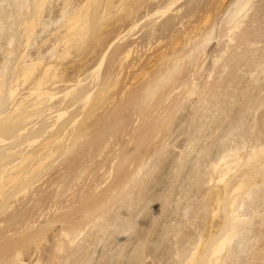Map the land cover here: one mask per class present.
Instances as JSON below:
<instances>
[{
    "label": "bare ground",
    "instance_id": "1",
    "mask_svg": "<svg viewBox=\"0 0 264 264\" xmlns=\"http://www.w3.org/2000/svg\"><path fill=\"white\" fill-rule=\"evenodd\" d=\"M104 1L105 0H0V264H91L93 263L92 260L93 261L95 260L94 258L92 259V255H94L95 252H97V251L94 252L93 250L98 249V247L102 245H103L102 247L104 246L106 247V255L110 254L109 258H111L110 260H106V261L108 263L112 262L113 261L112 259H114V256L116 254L117 255L121 254L120 251H122L121 249L122 246H124L128 251H129L128 249L129 247L130 250L133 248L134 240H136L135 238L138 236L137 233H139L140 227L142 228L143 224L146 221L148 227L150 224L149 221L150 220L152 221L151 214L150 216H148L150 220H148L149 219L148 218L145 221V218L142 217L144 212H146V209L148 210L152 209L151 205H153V203L150 206L149 204L152 201H154L153 196L155 195L156 191L154 189V194L152 193L150 195L151 193L150 189L152 187V184L155 183L154 181L156 180L155 177L158 179L159 182L160 181L163 182L164 180L162 179H165L166 177H163L165 173L161 171H166V172L170 171L173 173L172 170L173 168H175L174 169L175 174L179 175V172L181 171L182 168L181 165L185 163H186L185 164L186 167H189L188 168L189 172L191 169L194 170L193 172L197 170L204 172V174H202V176L204 175L203 177L199 175L201 177V182L202 181L204 182L205 180L202 179L205 178L206 179L205 183L210 182L211 185L213 184L214 188H216V191L214 192L208 190L207 193H205L206 192L205 191L203 192L204 194H201L202 191L205 190L204 188L207 187L204 188L201 187L202 189L201 191V189H199L201 183L200 177H197L198 172L197 175L196 174L194 175L195 178L197 177V181L200 182L199 183L196 181L197 182L196 185L197 184L198 185L197 186L194 185L195 189L198 188L201 191L200 192L199 190H197L199 191V195L201 194L204 197L205 196L207 197V199H204V201L205 200L207 201L206 206L209 210L204 212L203 211L204 209L203 210L201 209L202 206L200 207L197 206V204L200 205V203H196L198 202V200L196 202L194 199L193 201H190L194 197L191 198V195L190 196L188 195V197L186 195L185 199L188 200L187 202L190 201L191 207L195 209L193 211L191 210L192 214L194 212L193 215L196 216L195 218V216L193 217L192 215V218H190L191 220L189 221H192L193 218H195L196 221L200 220L205 215V217H203V219L205 218L204 219L205 222L202 219L204 222V223L202 222L203 225L201 223L202 221L201 220L200 223L202 226L200 225L196 228V231L198 233H197V237L195 235L196 241L193 240V242L195 243L192 246L191 244H189L190 240L188 242L187 240L186 241L183 240L185 242H183L184 244L181 245L180 241L176 239L178 243H180L177 244V241L174 239L176 241L174 242L176 246L177 245H179V247L180 245L182 246V248L180 247V249H182L184 254L181 252L180 249L177 250L176 248L177 250L176 255L178 257L173 253L174 257H172V260H174L173 258L177 257L175 259L176 264H264V141H257L256 143H253V145H248L246 141H243L236 136L238 135V133L243 132V131L240 132L238 131L241 129V126L243 128L245 127L244 115H246L245 112L247 110L243 109L241 106V108L243 109L242 112L244 114L242 116V113L240 114L239 110L237 109L240 106L237 105L238 107L236 108L235 107L236 105H234L236 104L234 103V98H237L238 95H241L242 93L245 94L246 92L245 88L247 86L245 87L244 85L245 84L247 85L246 82H248L249 80L245 81V83H242L244 84L243 86H241V83H239V85H237L240 86L239 89L235 85L233 86V89L234 87L237 88L236 93H234L235 97L233 99L231 98L233 96V95L231 96V93H233L231 91L233 89L228 84H231L230 82L233 83L234 81H230V82L228 81V84H226L227 83L226 81L225 83L223 81L224 85L226 84L230 87V89H232L231 91L229 90V93L231 92L229 95L231 96L230 100L232 99L234 103L233 104L234 106L231 104L232 105L231 108L232 109L236 108L238 110L241 119H238L239 114L237 112L236 113L238 114L237 115L238 117L235 115L236 113L234 114L235 116L233 114L232 115L230 114L232 111L231 108H230L231 109L230 113L228 112L229 107L225 109L226 111L223 112H228L227 116L231 115L230 116L231 118L233 116V118L236 117L238 120L235 118L236 120L234 119L235 122L232 124L233 126L231 128L228 127L230 129L225 131L223 129V131L220 132V136L219 134L216 133L219 137L216 136V138H214L212 141L209 140L210 137H206V139H208L207 141L208 142L211 141L212 145L210 144L207 147L206 145L208 143L205 145L206 142L204 141L205 142L204 143L202 141L206 146L203 147L202 145L203 143L201 141L199 142V140H201L200 138L202 137H199L198 139L197 136L195 137L194 134V137L190 138V140L189 138H187L189 141L187 142V145H186L187 139L185 140L184 143L185 149H183L182 152L180 149V152L183 155V157L181 156L182 160L177 158L178 155L177 153H176L177 155H173L171 150L166 149L168 146H165L166 143L167 142L169 143V141L171 140L170 138L172 135H174L173 133L177 132V129H175V131L173 132L171 126L174 127L175 125V127L178 126L180 129H182L181 132L180 130L178 131L181 133V134L179 133V135H182L184 126H185L184 128L188 126L187 129H189L193 126V123H195V122L191 123L190 121H188L189 119H192V117L190 118V116L188 117V120L186 119L187 114L192 111L188 108H192L194 105L196 104L199 105L201 103L200 104L201 106L200 105L198 106L201 108L200 109L196 108V110L198 109L201 111V112L199 111V114L198 111L197 114H195L196 112L195 110L194 113L191 112L192 113L191 115H194L193 118L198 117L196 122L200 121L199 124L197 123H195L197 125L194 124L195 128L196 126H200V123L210 116L209 113H211V109L209 106L210 103L214 101L215 95L212 99L211 98L212 95L208 92L211 95L208 98L206 96L209 95H207L208 93L206 91H208L210 88L214 89L215 91L217 86L214 88L213 87H210L209 89L207 88L208 90H206L205 87L203 88L204 85L202 86L205 80L204 81L202 80L203 83L200 84L202 86L200 88L205 90V93L204 92L201 93L204 100L202 101V99H200V102L196 101L198 103H194V105L193 104L191 105L190 103L195 102L196 99L199 100L198 97L196 96L199 95L198 90L200 89L197 88L199 87L198 81L200 83V79L201 78L204 79L205 75L201 71L193 70L192 71L193 74L194 71L198 73L201 72L200 74H203V77H201L202 75L199 74V79L198 80L194 79L195 77H197L196 76L197 73L193 75L194 76L193 79L190 78L189 76L188 77L189 84L192 83V85L190 84V86L187 85L188 80L185 79V81L187 82H184V80L181 79V75L183 77V73L187 71L186 70L187 64H190L191 66V64L195 62V60L196 63H198L197 57H199V54H202V52L205 51L206 46L208 44L210 45V42H212L214 39L217 38V31H216V27L218 25L217 22H220L222 19L219 21L218 18H220V16L217 17L216 15L217 12L215 13L213 12L214 10L218 9L214 6L218 4L219 0H216L215 2L213 0L209 1L211 2L210 5L207 3L209 6L207 5L205 9H203L205 6L202 8L204 14L202 12L201 14H203V16L201 14L200 16H198V13H196L198 10L201 9V7L199 6L197 7L198 9L196 8L195 13H191L190 11L191 14L189 17H187L188 19L191 17L190 18L191 21L187 19L188 23L190 22L189 25H186L184 22L185 24L184 28L182 27V30L180 31L175 30L176 35L172 37H170L171 34L170 36H168L166 34V31L169 30L170 32L171 31L173 32L175 27L174 28L173 26L169 28L165 27V29H163V31L160 30L159 33L156 27L160 22H164V21L168 22L167 19L178 20V18H180L178 14H173L176 13L175 12L176 9L174 7L180 0H163L162 2L160 1L157 2L156 0H116V3H114L113 5L115 6L116 9L115 11L116 15L119 17L117 23L119 24V30H120V32L117 33L116 36L117 43L113 46V49L110 51L108 55L103 53L99 57L97 63L98 69H100L104 64L106 66V64L108 63L109 65L107 69L106 67L105 69L103 68L104 72L102 73L101 76L100 74H98L97 76H93V73H91L92 69L90 70V73L87 69L88 63L77 64L78 61L76 60V58L71 57L72 55L71 50L73 48L75 49V46H78L79 44L87 45V42L89 41L90 36L92 35V32L94 30L99 29L100 22L102 23V18H104V16L107 15V14H103L104 13L103 10L106 9L109 11L110 4L113 3V2L110 3L109 2L110 0H107L108 3L105 1L107 4H104ZM152 1H155L157 3L154 4L152 3ZM225 1H226L225 3H222L223 5L221 4L223 6V10H222V6L219 4L221 12L218 13L222 14V16L226 15L227 17V20L222 17L223 19L226 20L225 25H227L228 27V29L226 30L227 34L222 32L221 33L222 36L225 35L224 37L228 36L226 37V40L228 38L229 41L227 40L225 42L230 43L231 41L232 44L234 43L233 46L229 44V46L231 45L230 47L227 45V43L226 45L224 44L226 46V51H228L230 54L232 50V55H229V53L227 52L221 53L223 52L222 50L225 51V49H222L225 48L223 47L224 45H221L222 48H218V51L219 49L220 50L222 49L219 53L214 55V50H213L214 57L211 58V63H209V65L213 64L214 62H215L214 63L215 66L216 63L217 65H220L221 63L224 62L223 61L224 55H228L229 58H231L230 56L233 57L234 54L233 47L235 45L236 46L235 49H236L238 43L240 42V39L239 40L236 39L237 37L242 36L241 40H244L243 43L244 44L246 43L247 45V42H245L246 40L243 37L245 35H247L246 37H249L250 34L248 35V33L244 32L247 30L243 29L244 30L243 31L244 36H243L240 35L242 34L240 33L241 30L239 34L237 33V30L240 28V26H242L243 28L244 25H241L243 23L245 25L247 23L246 27H248V25L253 23L251 22L252 19L250 18V16L253 12L252 10L257 9L256 8L257 5L254 6V4H256L255 0H225ZM197 2H199V0ZM200 4L202 3L200 2ZM108 6L109 8L107 9ZM183 6L182 8H180L181 7L180 6L179 7L180 9L178 8L179 9L177 11L178 13L179 11L182 12ZM59 7H60L59 9L60 12H58L59 17L54 16L55 18H52L51 14H53L54 9H57ZM190 9L192 8H189V10ZM220 9L218 10L220 11ZM111 10L109 12L112 13ZM212 13L216 15L217 21L212 20L213 17ZM247 17L250 18L251 20L248 19ZM213 18L215 19V16ZM107 19L105 20L107 21ZM245 20L246 21L250 20L248 21L249 24ZM223 21L224 20H222V22ZM180 22L182 21L180 20ZM54 23L57 24L56 27L50 29L51 28L50 26L52 24H53L52 27H54L55 25ZM177 25L179 27V23ZM263 25L264 23H262L261 26ZM105 26L104 29L107 27ZM145 27H151V29H148V31L146 32V37H144L146 38V40L144 41L145 45L144 47L141 46V50L143 49L145 50L141 54L140 53L141 51H139L140 44L138 45V43L140 42L136 44L137 38L135 37ZM263 27H261V29ZM126 28H128L129 31L128 30L126 31ZM217 28H219V25ZM248 28L249 31L254 30L253 28L251 29L250 27ZM256 28L255 30L259 29L260 26L259 28L257 29ZM104 29L102 27V29L100 30H104ZM259 30H257V32ZM263 30L264 29H262L260 33H262ZM125 31L128 33L123 34ZM257 32L254 33L256 34V36H257ZM43 33L49 34V36L54 37V39L51 40L50 37L42 39L43 35H45ZM236 33L239 36L235 35ZM252 33L253 31L251 32V34ZM220 34H218V37L220 36ZM111 35L113 34L111 33ZM38 37H40L43 40L44 47L47 45L48 42L50 41L51 42L54 41V42H52V45L47 50V52L46 51L43 52L41 51L42 48L41 49L39 48L40 50L34 52L33 54L31 53V50H34V48L36 47L37 44L35 43V41L36 38ZM102 37L100 38L102 39ZM253 39H257V38H253ZM95 40L98 44H100L99 40L97 39ZM237 41L239 42L236 43ZM253 41L254 40H252L251 42ZM240 43L242 44V41ZM249 44L250 43H248V47ZM252 44L250 45L251 46L250 48H252V46L255 45ZM40 46H42V44L41 45L39 44L38 47ZM227 46L229 47L230 50L227 49L228 48ZM109 47L110 46H108V48ZM255 47H253L255 50L259 49ZM83 48L85 49V47ZM77 50L79 49L77 48ZM259 50L258 52L260 54H263ZM247 51L251 52L250 50ZM258 52L256 51L257 53L256 56H255L256 53L254 51L251 52L252 54L255 53L254 55L251 54L252 56H248L247 55L248 53L246 54L243 51L241 54L243 56L247 55L246 56L248 60L247 62H249L250 64H251L250 60L252 62L254 61L252 64L253 67H255V69L250 72V78H252V80L254 79L257 83L258 82L261 84L263 83L264 85V59L258 60L257 58L259 57ZM206 53L204 56L207 55ZM79 54L80 53H78L77 55L79 57L77 59H80ZM241 54L240 57H242V59L241 58L240 59L245 60L246 59L245 56L244 59ZM208 55L210 56V54ZM228 57L224 58V60L227 59L226 62L227 61L229 62ZM248 57H252V58H250L249 60ZM70 58H72L73 60ZM203 58H201V60ZM214 58L215 61L213 62L212 60ZM232 59L234 58H231L230 60ZM239 60L236 61H238L239 63ZM204 61L206 60L203 59L201 62H199L200 64L198 67L204 68L205 70L204 73H207L206 75L210 76L211 73H213V71L211 70L207 71L208 69H210V67L209 65L204 67L202 65V63H205ZM228 62L226 63V65L229 64ZM232 62L234 63L235 59ZM196 63L194 64L196 65ZM238 63L236 64V66L238 65ZM205 64H207V62ZM224 65L225 64L223 63V66ZM233 65L235 64H232L231 66ZM215 66L213 67L212 65V68H216L217 70L220 68V66H222V64L219 66V68H217L218 66L216 67ZM231 66L229 65L227 67H229L231 70L232 69ZM236 66L234 70L232 69L233 71L229 73L232 75V73L234 72L236 78L239 79L240 77L238 76H240V72H236V68L239 67ZM222 67L220 68V70H224V67L223 68ZM199 68H197V70H199ZM228 69H225V71L226 70L229 71ZM190 70L191 69L189 68V71ZM208 72L210 75L208 74ZM235 72L239 75L237 76ZM218 73L220 72L218 71ZM234 74L232 75V77L234 76ZM227 76L228 74H226L225 79H227ZM207 78L209 77H206V81L208 82L209 80H207ZM228 78L229 80H231L229 76ZM236 78H234V80L237 81ZM191 79L194 81L191 82L192 81ZM222 79L221 78L215 79V81L217 80L216 83H219L218 80L220 81ZM245 80H247V78ZM241 81L243 82L244 78H241ZM207 82H206L207 86H212L210 85V82L209 84ZM212 82L214 83V81ZM249 82L254 83V81L252 82L249 81ZM221 83L222 82H220L219 84ZM234 84H238V82ZM224 85L222 86L225 89V87L227 86ZM255 85L254 87H256ZM222 86H218V87L222 88ZM241 87L243 88L245 87L244 88L245 92H243L244 89L241 90ZM262 87L263 86L260 85V87L254 90L258 92V89L260 88L259 90H261ZM183 88L184 90H182ZM177 89H180L184 92L182 93V91L180 92L178 91L179 96L178 99H176V101L178 102V100H180L179 97L180 94L182 93L181 95L183 96L179 101L181 105L179 103L178 104L174 103V104L177 105L176 107H178V105H180L181 107L179 106L178 108L179 110L174 109L173 113L175 111H176L175 113L177 112L179 113V111L181 110L184 111L185 109L186 110L184 111V113L188 111L189 112L187 114H182L180 112L179 116L177 117L174 115L177 120L176 121L174 120L172 123H170L172 121L171 119L169 122L171 126L167 128L168 126L167 122L169 120L168 119L169 117L166 118L167 115L166 112L169 113L170 111L171 114L172 112L171 110H173V108L170 107L175 106L172 104L173 102L170 101V99L171 97L173 98V96H171V93L172 92L175 93ZM238 90L240 91V93L237 94V92H239ZM216 91L221 92L222 90L219 89ZM223 91L228 93V91L226 90ZM221 93L220 95H218V100L220 99L219 97L223 96V94L221 95ZM205 94L206 96H204ZM248 94L250 95V93ZM251 94L252 96L253 95L256 96V93L253 94L252 92ZM259 94L260 93H257V96ZM245 95H242V99H244L243 96ZM192 97H196L195 100L194 98H193L194 101L190 99V101L192 102L186 104L189 101L188 98H192ZM210 98H211V102L209 103ZM240 98L241 97H239L238 99ZM262 98L264 100V96ZM226 99H227L226 101H228V98ZM238 99L237 101L235 99V101L240 103L241 101H238ZM246 99H248V101L244 99V104L246 103L245 105H248L250 102L257 101V100L256 101L253 100L252 97ZM249 99H252L253 101ZM257 99L259 101L261 98L257 97ZM222 102L224 101L222 100ZM231 102L230 101L226 102V105H229L227 103H231ZM215 103L216 104L214 105L218 107L217 100H215ZM256 103H255V110H256L255 112H257L258 114V112H260L259 109H261L264 106V103H262L261 101L258 102L257 104ZM186 105H191L192 107L190 106L187 108ZM221 105L222 104H220V106ZM226 105H224V108H226ZM168 107L170 109L169 111H166L168 110L167 109ZM220 108L222 109L223 106ZM213 109L215 110V107ZM218 109L216 110L218 111ZM217 111L216 113L218 114ZM220 112H222V110ZM251 112H249L250 114L249 116L253 117L251 115ZM216 113L213 116H215ZM222 115L219 116L221 117ZM263 115L264 114H262V116ZM167 116H169V114ZM227 116L225 115L224 117L223 115V118L225 119ZM229 116L227 118H229ZM249 116L247 113V117ZM254 116L255 118L257 117V115L255 114ZM211 118H213L212 120H214V122L217 119L216 117H215L216 119L214 117ZM233 118L230 119V122L233 120ZM185 119L186 122L188 121V123H186L187 126L184 124ZM220 119L221 118H219L218 123L224 121V119L223 121L222 119L221 120ZM206 120L207 122H209L208 124L210 126V123L212 122L211 119L209 120L208 118ZM151 121L153 122V125L151 124L152 123ZM263 121L264 120H262L261 122L262 125H264ZM207 122L205 121V125H203L201 128L207 126L208 125ZM214 122H212V124ZM230 122H228V124ZM218 123L215 122L214 125H217ZM251 123L255 124L254 122ZM261 123L260 124L256 123V124L261 125ZM188 124L190 125L192 124V126L189 127L190 125ZM131 126H134L135 128V129L133 128L134 129L133 131L132 128L131 130H129L130 133L133 135H131L129 132L127 133L128 131L127 128L128 127L130 128ZM209 126L205 127L206 130L209 128ZM211 126L209 128L210 130H208L209 134L210 131L212 130ZM229 126L231 125L229 124ZM218 127H220V125ZM225 127L226 126L224 125V128ZM262 129L264 130V128ZM137 130H139V135H141V133L144 134L143 136L142 135L140 136L141 138L138 135V139L140 138L139 141H137L138 139L136 135H134L136 133H133L134 131L136 132ZM191 130H193V128H191ZM197 130L198 129H196V131L194 132L197 133ZM201 130L203 131L204 128L200 129L199 127V131ZM206 130H204V132ZM249 130L251 129L248 128V131ZM257 130L259 131L260 129ZM186 131L187 130H185V132ZM248 131L245 130V132L247 133ZM187 133L189 135L191 132L189 133L188 131ZM205 133L208 136V133L207 132ZM205 133L204 135L203 134L202 135L206 136ZM253 133L254 134L256 133V135L259 134L257 131ZM119 135L122 136L120 137ZM250 135L251 133L249 134V136ZM123 136L129 138V140H125V142L128 141L127 142L128 147L127 148L124 147L125 150L122 147L124 151V153L122 152L123 156L119 155L120 153L117 154L116 152L117 149L113 151L114 153L111 154L115 146L116 147L119 146L120 142L117 140V137L122 138ZM184 136L186 138V135ZM249 136L247 135L248 138H250ZM124 137L123 139H126ZM213 137H215L214 133H213ZM158 140H162L164 144L162 143V141L159 142ZM202 140H205V138L204 139L202 138ZM133 141H137L136 144L137 146ZM157 141L159 145L156 143ZM176 141H178V139ZM182 141L184 140L179 141L181 142V144H177L178 146L180 145V148L182 146L184 147V145H182L183 144ZM131 142H133L134 145ZM138 142H139V146H138ZM172 143L174 142L172 141ZM199 143H202L201 144L202 146L200 145L199 146L204 149L203 150L201 148L202 151H205L202 153L203 155L205 154V157L207 158V160L204 161L205 163H203V165L201 166H197L198 164H196L193 160H191L192 153L196 152V148ZM155 144H157L158 146H160V144H163L164 145L163 149L165 150L161 149L158 152L157 146H155ZM112 146H114V148ZM178 146H176V148ZM111 147L113 148L112 150H110ZM247 148L249 149L251 148V149L249 151L247 150V155L246 153H244L246 156H243L244 154L242 153V150L245 149L246 151ZM107 150L108 151L110 150L111 152H108L110 153V156L107 155L106 157L109 158L111 157V155L113 156L114 154L115 157L113 156L112 158H114L115 160L114 159L112 160L117 161V164L115 162V166H114V164H112L113 161H110L111 163L106 162V164L110 163L108 164L110 165L109 167L105 165L108 167V170L107 167L105 170L104 166H101V168L103 167L101 170L108 171L110 174L111 169L109 170V168L111 166H114V168L111 167L113 169L112 176L114 175L115 172L117 174H115L112 179L116 178V175H119L120 179H118L117 177L115 181L111 180V182H109L110 186L106 185L105 187L106 190L100 191L102 185L104 183H107V181H105L106 180L105 177H103V180L105 181L104 183L102 180V176L104 175L105 172L102 174V176H99L101 177L100 182L102 180V184L100 185L98 179H97L98 182L95 183V180L94 179L92 180L89 177L92 174V171L91 173H89L88 170L98 169L97 167L92 169L90 168L91 167L90 165L94 164V162L97 161L96 160L97 157L101 159L102 156H105L104 154H106ZM121 150L118 149V151L120 152ZM215 150L217 151V153L215 152ZM153 151H155L158 154L159 163L157 165L156 164L154 165L152 162V164L156 166V168L158 169V171H160V173L156 171V168L154 170L157 172V175L156 173H154L155 172L154 170L152 171V174L150 172L149 176L151 175L150 177L154 178L153 181L151 180L153 182L152 183L150 179L147 177L148 173H146L145 175L146 178L144 177V179H142L141 177H143V172L144 170H146L145 168L150 163V160H147L151 158V156L149 157V154L152 155L151 152ZM117 158L118 160L121 161V162L119 161L120 163L118 162V160H116ZM176 158L178 159V161ZM102 159L106 160V158H102ZM72 160H74V163ZM105 160L103 161L102 165H104ZM132 160L133 161L137 160V162L135 161L137 163V164L135 163L137 167L135 169L133 168L134 170L131 169L132 165H135L133 164ZM173 164L174 166L172 167ZM100 165L97 166L99 167ZM163 166H166V168H164ZM162 167L164 168V170L162 169ZM194 167H196V169H194ZM153 168H151V170ZM99 170L100 169H98V172ZM192 170L191 173H188L189 176L193 174ZM94 171L96 170H93V174L95 173ZM96 174H98L97 171ZM106 174L107 173H105V176ZM109 174L108 176L111 175ZM185 174L188 175L187 173H184L183 175ZM165 175L167 176V174ZM168 175L171 176L172 174H168ZM186 175H185L186 181L187 179L195 180L193 175H192L193 176L192 179ZM112 176H110V178ZM173 176L174 175H172V178L170 177L172 180H174L175 178ZM91 177L93 178L94 175ZM176 177H177L176 179H179L178 176ZM110 178L108 177V179ZM182 178L183 177H181L180 180H183ZM146 179L149 181V183L146 181ZM184 181L185 180H183L182 183ZM112 182H115V184L113 183V185H111ZM116 182L118 183L116 184ZM165 182L167 183V181ZM145 183L146 184L148 183L149 187L151 184L150 189L148 190L146 189L147 185H145ZM157 183H155L153 187L155 186L156 188V185L159 184ZM169 183L171 184V182ZM205 183H203L202 185L204 186ZM163 184L165 183H162V186ZM173 184L175 183L172 182L171 185ZM190 184H195V183L193 181ZM178 185H180V183H178ZM86 186L88 187V189H86L85 191L84 187ZM205 186H207V184ZM136 187H138V191L134 189ZM166 187L168 188L167 185ZM169 187L172 186L169 185ZM161 188L162 187L160 186V189ZM211 188L213 187L211 186ZM103 189L104 188H102L101 190ZM160 189L158 187V190ZM187 189H189L188 192H190V188ZM87 190L89 191L87 192ZM134 190L137 192L138 195L137 197H139L142 194L141 196L142 198L140 197L137 198L135 196L136 193L134 192ZM146 190L150 192V193L146 192V194L150 195V197L149 196L145 197L143 195L145 193H141V192H145ZM177 192L172 191L170 192V195L172 193H177ZM160 193H162V191L159 192V194ZM182 193H181V197L177 195L178 198H180V200L177 198L178 201L180 202L185 197L182 196ZM178 194H180V191L178 192ZM173 195L176 198V194H172L171 195L172 199L174 197ZM135 197L136 200L138 199L142 200V201L139 200L138 202L145 201L143 202L145 203V206L143 207L145 211L143 212V214H141L140 212L139 214L141 216L138 214L137 217L131 216L129 213L131 203L134 202ZM199 197L202 198L201 196ZM160 198L162 199V196L159 197V199ZM177 199H176V203L178 202ZM165 200L166 199H164V202ZM168 201L170 200L168 199ZM173 201H175V199ZM172 202L170 205H172ZM191 202H193L194 204ZM159 208H162V210H164L165 205L164 207L161 206ZM159 208L157 207L158 210ZM166 208L169 209V207ZM173 208L175 207L173 206ZM118 209L121 211L118 212L117 211ZM185 209H187V207H185L182 210H184L185 212ZM196 209L197 210L199 209V211H197L199 212L198 217H197L198 215L197 212H195ZM158 210H156L155 212L157 213ZM189 210L190 208L188 209V211ZM200 210L204 213V214L202 213L203 216H201L202 214L200 215ZM168 211L170 212V210H167L166 212ZM191 211H189L190 215H191ZM160 212H162L161 209ZM166 212L164 211L163 214L165 213L166 215ZM118 213L122 215L124 220L122 221L119 230V232L122 235H120L118 240L115 242V237L117 236L115 233L116 232L115 225H117V223H115V221H116V215ZM185 213L188 214L187 210ZM167 214L169 215V213ZM168 215L165 217L166 218L170 217V215L169 216ZM160 218L163 217L160 216ZM216 218L219 220L217 225L213 223V221H216L215 220ZM181 221L183 222L184 220ZM163 222L164 220L162 219L161 225L164 224ZM194 222L195 221L193 220V223ZM159 224L160 223H158L157 224L158 226L157 225L156 226L159 227ZM195 224L196 223H194V225ZM166 226L165 228L168 229L167 230L168 232L170 228L176 227L175 225L170 228H168L169 226L168 227ZM178 226L179 227L181 226L180 228H182L183 230L182 232L179 231L176 234L175 233L176 230L175 232L173 231L174 229L170 230L171 232L173 231V233L176 234V235L174 234L175 238H177L178 233L184 234L186 233V231L187 232L190 231V229L185 230L186 227H183V225H178ZM189 226L191 228V225ZM153 227L154 226L150 228ZM91 228L93 229L92 230L93 232L91 231ZM145 229H146L145 231L148 230L147 228ZM154 231H156V229ZM162 231L164 232L165 230ZM191 232L192 231H190L189 234ZM157 233H159V230ZM144 234L146 235V232H144ZM161 234L163 233L161 232ZM169 234L171 233L166 232V235ZM191 235L194 236V234ZM146 236L145 237L141 236V237L145 239ZM165 236L164 238H166ZM180 236L181 235H179V237ZM182 237L186 238V236L183 235ZM152 239L154 238L152 237ZM152 239L151 238L150 240L147 239L148 240L147 242L149 243L150 241L152 243L156 241L155 239H154L155 241ZM104 241L105 244L107 242L108 245L100 244L101 242L104 243ZM125 243L127 244V246ZM148 243H146L147 245H144L145 249L147 250L145 249L141 250V252L144 251L147 252L146 258L147 256H149L148 255L150 252L149 250L151 248L157 247V244H155L156 247L155 245L151 247L148 245ZM174 243H172L173 245L171 246H174L175 245ZM187 244L190 245L191 248L189 246L183 250V246H187ZM128 245L130 246L128 247ZM136 246L137 245L135 244L134 247ZM91 247H94V249ZM90 248L92 249L91 252L89 250ZM159 248L160 247H157L156 251ZM136 249L134 248L133 251L132 250L131 251L134 252V250L136 251ZM152 250H153L152 252L155 251V249ZM173 250L175 251L174 248ZM104 252L105 251H103V253ZM78 253H80L79 257L77 255ZM142 254L143 255L141 256L144 257L145 252ZM158 255L160 256V253ZM182 255L185 256L183 257ZM101 256L102 254L98 256V258ZM93 257H95V255ZM126 257L127 258L125 259L127 260L128 256ZM136 257L137 256L135 255V258ZM154 257L153 259H155ZM159 258L160 257H158V259ZM99 259L98 261H100ZM158 259L157 262H159ZM98 261L95 262H97V264H100L103 261L105 264L104 260L100 261V263ZM174 261H172V264H174L173 263ZM139 262L140 261H138L137 263ZM169 262L167 264H169ZM154 263L156 264V261Z\"/></svg>",
    "mask_w": 264,
    "mask_h": 264
},
{
    "label": "rangeland",
    "instance_id": "2",
    "mask_svg": "<svg viewBox=\"0 0 264 264\" xmlns=\"http://www.w3.org/2000/svg\"><path fill=\"white\" fill-rule=\"evenodd\" d=\"M105 1L107 2V0H105ZM105 1H104V4H107L108 2L106 3ZM156 1H157V2H158V1L162 2L163 0H156ZM187 1H188V2H187ZM190 1H191V0H190ZM190 1H189V0H180V1H178V3H177V4L175 5V7H174V8L176 9V10H175L176 13H173V14H178V15L180 16V18H178V20H177V19H176V20H170V19H167L168 22H165V21H164V22H160V23H158V25H157V27H156V29L158 30V33L160 32V30L163 31V29H165V27H166V28H169V27L173 26V28H174V27L176 28V29L174 28V31H173V32H172V31L170 32L169 30H168V31L164 30V31H166V34H167L168 36H170V34H171L170 37L176 35V34H175L176 31H180V30H182V27L184 28V25H185V24H186V25H189L190 22L188 23V20H190L191 17H190L189 19H188L187 17H189L191 13H195V10H196V8H197L198 6L201 7V9L199 8L200 10H198L196 13H198V16H200L201 12L204 14V12L202 11V8L205 6V7L203 8V9H205L206 6H207L208 4L210 5V3H211V2H209V1H211V0H208V1H206V0H201V1H200V0H199V2H197L198 0H194V1H191V2H190ZM213 1L215 2L216 0H213ZM221 1H222V2H221ZM109 2H110V3L113 2V3L110 4V9H109V11H110L111 9H113V8H114V9H113L114 11L111 10V11H112V13H111V12H109L108 10L104 9L105 11L103 10V12H104L103 14H107V15H105L104 18H102V23L100 22L99 29H98V30H94V31L92 32V35L90 36V39H89V41L87 42V45H80V44L78 45V44H77L78 46H75V49H76V50H75L74 48H73L74 50H73V49L71 50V51H72V55H71V57H72V58H76V60L78 61L77 64L88 63L87 69H88L89 73H90V70L92 69V70H91V73H93V76H97L98 74H100V76H101L102 73L104 72L103 70L105 69V67H106V69H107V67H108V65H109L108 63L106 64V66H105V64H104L100 69H98V64H97V63H98L99 57H100L103 53H105V54H107V55L110 53V51L113 49V46L117 43V40H116L117 33L120 32V30H119V24L117 23V22H118L117 20L119 19V17L116 15V12H115L116 9H115V6L113 5L114 3H116V0H115V1H114V0H110ZM157 2L152 1V3H154V4L157 3ZM195 2H196V3H195ZM200 2H201L202 4H200ZM205 2H206V4H205ZM220 2H221V3H220ZM225 2H226L225 0H224V1H223V0H219V1H218V4H216L214 7L220 9L219 4L221 5L222 3H225ZM257 2H258V3H257ZM259 2H261V0H255V3H256V4H254V6L257 5L256 8H257V10L259 9V11H260V10H261V7H260V6H261V3H259ZM187 3H188V6L190 5L189 7L187 6ZM198 3H199L200 5H199ZM207 3H208V4H207ZM181 4H183L184 6L181 5ZM197 4H198V5H197ZM204 4H205V5H204ZM111 5H112V7H111ZM196 5H197V6H196ZM209 5H208V6H209ZM217 5H218V7H217ZM222 5H223V4H222ZM222 5H221V6H222ZM113 6H114V7H113ZM180 6H181V7H180ZM182 6H183L182 12L179 11V13H178L177 11H178L180 8H182ZM193 6H194L195 9L193 8ZM254 6H253V7H254ZM179 7H180V8H179ZM103 8H104V7H103ZM108 8H109V6L107 7V9H108ZM178 8H179V9H178ZM189 8H192L193 10H192V9L189 10ZM59 9H60V7L57 8V9H54L53 14H55V15L51 14V17H52V18H55L56 16L59 17V14H58V12H60ZM197 9H198V8H197ZM218 9H217V10H214L213 13L217 12V14H216L217 17L220 16V18H218V20L220 21V20L222 19V20H224V21L222 22V20H221L220 22H217V24L219 25V28H217L218 25H217V27H216L217 38L214 39L212 42H210V45H209V44L207 45L208 47L206 46L207 49L205 48V51H206V52L209 51V52L206 53L205 51H203V52H204V54H203V52H202L203 56H202V54H199V57H197V62H198V63H196V60H195V62H193V63L191 64V66H190V64H187V66H186V70H187V71H186V72H188V73L184 72V73H183V77H182V75H181V79H183L184 82H187V81H185V79L188 80V77H189V76H190V78L193 79V78H194L193 75H195V74L197 73L196 76H197L198 78L195 77L194 79H197V80H198V79H199V74H200L201 72H203V74L205 75V78H204V79L201 78V79H200V83H199V81H198V86H199V87H197V88H200V87H202V86L204 85L203 88L205 87V89L208 90L210 87H213V88H214V87L217 86L216 89H215V91H214V89H212V88H210L211 90L209 89L208 91H206L207 93L209 92L212 96H211L209 93H208V94L206 93V94L209 95V96H206V94L204 95V96H206V97H208V98L211 96L212 99H213V97H214V95H215V97H214V101L211 102V98H210L209 103L211 102V103L213 104V103H215V100H217V104H218L219 109H218L217 106H216L217 108L215 107V110L212 109V110H211V113H212V112H213V113H212V114L209 113L210 116H211V117H214V118H215V117L217 118L219 115H222V114L224 115V117H225V115L227 116L228 112L230 113V110L232 109L231 107H232V105H233L234 103H236V104H234V105H236V106H235L236 108L238 107L237 105L240 106V107L237 108V109L239 110L240 114L242 113V116H243L244 114H243L242 111H243V109L247 110L246 107H247L249 104H251V103H252V104H255L256 102L258 103V102H260V101H261L262 103H264V100H263V98H262L263 96H261V95H258V96H257V93H261V90H262V89L259 90V89H260V88H259V89H258V92L255 91L256 88L260 87V85H262V86H264V85H263V83L261 84V83H259V82H258V83L256 82V83H257V84H256V83L254 82V83L256 84V85H255V84L252 82V81H253L252 78H250V76L246 75V74L244 73V71H242V70H243L242 68H241V69H240V68H236V72H240V76H238L239 74H237V73L235 72V73L237 74V76L240 77V78H239L240 80H239L238 78H236V75L234 74V72L232 73V75L234 74L235 77H234V76L232 77V75H231L229 72H232V71L234 70L236 64L238 63V61H236V60H239L240 58L242 59V57H240V54L242 53V51L245 52L246 54L248 53V54H247L248 56H252V55H254V54L256 53V51L258 52V50L260 49L259 51H260L261 53H263L262 55H264V38H262V39L260 38V39H258V41H257V39H253V38H256V37H254V36H256V34H254V33H256L257 30L260 29V30L257 32V34H258V33H260V32L262 31V29H264V27H263L264 25L261 26L262 23H264V22H262V21H264V20H263L264 17H259L260 19L258 18V20H257L256 22H253V23H251V22H252V20L250 19L251 16H250V18L247 17L248 19L251 20V22H250L251 24L248 25V27H250V29H251V28L254 29V30H251V31H249V28L246 27V26H247V23H246V22H248V21H250V20H247V21L245 20V21H246V22H245L246 25H245L244 23L241 24V25H244L245 27L243 26V28H242V26H240V28L237 30V33L239 34V32H240V30H241L240 33H242V34H240V35H243L244 32L248 33V35L250 34L249 37H246L247 35H245V36L243 35V36H244L243 38L246 40L245 42H247V45H246V43H245V44L243 43L244 40H241L242 36H241V37H237V36H236V37H237L236 39H238V40L240 39V42L242 41V44H243V45H242L239 41H237L236 43L239 42L240 44L238 43V46H237L236 49H235V47H236L235 45H234V47H233V49H234V54H233V57H232V56H230V57H231V58H234V59H235V62L233 63L232 61H234V59L230 60L231 58H229L228 55H224V58H227V57L229 58V62L227 61L229 64L226 65V63H227L226 60H227V59L224 60V58H223V61H224L223 63H224L226 66L224 65V66H225V67H224V66H223V63H221V62H222V61H221L220 63H221L222 66L224 67V70H220V68L222 67V66H220L221 64H220V65H217V63H216V66H218L217 68H219V66H220V68L217 69V70L220 72V73H218V71L216 70V68H212V65H213V67L215 66V64H214V63H215V62H214V61H215V58L212 60L214 63L209 65V63H211V58L214 57V56H213V50H214V55L217 54V53H219L222 49H225V51L222 50L223 52H221V53H225V52L229 53L228 51H226V46H225L226 43H227L228 46H229V44H231L232 46H233V44H234V43L232 44L231 41H230V43H229V42H225V41L228 40V38H227V40H226V37H228V36H226V37H224L225 35L222 36V33H226V34H227L226 30L228 29V27H227V25H225V24H226L227 17H226L225 14H224L225 16H222V14L218 13V12H221V9H220V11H219ZM254 9H255V8H254ZM57 10H58V11H57ZM222 10H223V6H222ZM255 10H256V9H255ZM106 11L109 12V13H111L112 15L109 14V13H107ZM190 11H191V13H190ZM199 11H200V13H199ZM252 11H253V10H252ZM252 11H251V12H252ZM114 12H115V13H114ZM222 12H223V11H222ZM213 13H212V15H213V17L215 16V19L212 17V20L217 21V20H216L217 17H216V15H214ZM56 14H57V15H56ZM108 14H109L110 16H109ZM183 14H184V15H183ZM187 14H188V15H187ZM203 14H201V15L203 16ZM181 15H182V16H181ZM54 16H55V17H54ZM106 16H108V17H106ZM115 16H116V17H115ZM113 17H114V18H113ZM222 17L225 18L226 20L223 19ZM107 18H108V19H107ZM183 18H184V19H183ZM185 18H186V19H185ZM105 19H107V21H106ZM109 19H110V20H109ZM115 19H116V20H115ZM182 19H183V20H182ZM187 19H188V20H187ZM242 19H243V18H242ZM242 19H241V20H242ZM103 20H104V22H103ZM111 20H112V21H111ZM114 20H115V21H114ZM180 20H181L183 23L180 22ZM184 20H187V21H184ZM177 21H178V22H177ZM190 21H191V20H190ZM52 22H53V21H52ZM126 22H127V21H126ZM184 22H185V24H184ZM104 23H105V24H104ZM113 23H114V24H113ZM178 23H179V27H178V25H177ZM260 23H261V24H260ZM54 24H55L54 27H52V25H53V24H52V25L50 26V27H51L50 29L56 27L57 24H56V23H54ZM182 24H183V25H182ZM248 24H249V22H248ZM102 25H103V26H102ZM105 25H106L107 27H106ZM111 25H112V26H111ZM126 25H127V24H126ZM166 25H167V26H166ZM224 25H225V26H224ZM101 26L103 27V29H104V26H105L106 28H105L104 30H100V29H102ZM109 26H110V27H109ZM257 26H258V27H257ZM259 26H260V28H259ZM221 27H222V28H221ZM224 27H225V28H224ZM256 27L259 28V29H257ZM261 27H263V28L261 29ZM113 28H114V29H113ZM177 28H178L179 30H178ZM241 28H242V29H241ZM247 28H248V29H247ZM255 28H256L257 30H255ZM148 29H151V27H145V28H144L142 31H140V32L136 35V37H135V38H137V42H136V44H137L138 42H140V43H138V45L140 44L139 51H141V52H140L141 54H142V52H144V50H145V49H143V47H144V45H145V42H144V41L146 40V38H144V37H146V32L148 31ZM218 29H219V30H218ZM220 29H221V30H220ZM224 29H225V30H224ZM243 29L247 30L248 32H247V31H244ZM99 30H100V31H99ZM111 30H112V31H111ZM127 30L129 31L128 28H126V31H127ZM175 30H176V31H175ZM223 30H224V31H223ZM96 31H97V32H96ZM98 31H99V33H98ZM101 31H103V32H101ZM109 31H111V32H109ZM113 31H114L115 33H114ZM126 31H125V32H126ZM162 31H161V32H162ZM218 31H219V32H218ZM243 31H244V32H243ZM252 31H253V33L251 34ZM255 31H256V32H255ZM125 32H124L123 34H127V33H128V32H126V33H125ZM221 32H222V33H221ZM249 32H250V33H249ZM263 32H264V30H263ZM104 33H105V35H106V34H108V35L105 36ZM111 33H112L113 35H111ZM172 33H173V34H172ZM220 33H221V34H220ZM237 33H236L235 35H238ZM246 33H245V34H246ZM43 34H45V33H43ZM144 34H145V35H144ZM218 34H220L219 37H218ZM103 35H104V36H103ZM47 36H48V37H47ZM99 36H100V37L103 36V37H102L103 40H102ZM108 36H109V37H108ZM238 36H239V35H238ZM40 37H42V36H40ZM40 37L36 38L35 43H36L37 45L34 44V45H36V47L34 46V47H35L34 50H31V53H33V54H34V52H37V51L40 50L41 48H42L41 51H43V52L46 51V52H47V50L51 47L52 42H54V41H52V42L50 41V42L47 43V45L45 44L46 46L44 47V42H43L42 39H44V38H49L50 36H49V34L46 33L45 35H43L42 39H41ZM91 37H92V38H91ZM114 37H115V38H114ZM142 37H143L144 39H143ZM220 37H221V38H220ZM245 37H246V38H245ZM219 38H220V39H219ZM37 39H38V40H37ZM40 39H41V42H42V43L40 42ZM50 39L53 40L54 37H50ZM95 39L99 40L101 45L98 44V43L96 42ZM138 39H139V40H138ZM247 39H248V41H247ZM251 39L254 40V41L251 42V41H252ZM94 40H95V41H94ZM112 40H114V41H112ZM260 40H261V41H260ZM228 41H229V40H228ZM249 41H250V42H249ZM38 42H39V43H38ZM101 42H102V43H101ZM223 42H224V43H223ZM50 43H51V44H50ZM113 43H114V44H113ZM222 43H223V44H222ZM248 43H250V44H249V47H248ZM252 43L255 44V45L252 46V48H250V47H251L250 45H251ZM39 44H40V45L42 44V46L38 47ZM93 44H94V45H93ZM97 44H98V45H97ZM224 44H225V45H224ZM253 44H252V45H253ZM90 45H91V46H90ZM95 45H96V46H95ZM99 45H100V46H99ZM221 45H224L223 47H225V48H222ZM231 45H230V46H231ZM81 46H82V47H81ZM108 46H110V47L108 48ZM141 46H143V47H142L143 50H141ZM228 46H227V47H228ZM230 46H229V47H230ZM255 46H256V47H255ZM37 47H38V48H37ZM43 47H44V48H43ZM83 47H85V49H84ZM88 47H89V48H88ZM93 47H94V49H93ZM100 47H101V48H100ZM153 47H154V46H153ZM212 47H213V48H212ZM229 47L227 48L228 50H230ZM253 47H255V48H259V49H258V50H257V49L255 50ZM39 48H40V49H39ZM77 48H78L79 50H77ZM87 48H88V49H87ZM218 48H222V49H221V50L219 49V51H218ZM247 48H249V49H247ZM82 49H83V50H82ZM211 49H212V50H211ZM216 49H217V50H216ZM231 49H232V47H231ZM100 50H101V51H100ZM106 50H107V51H106ZM210 50H211V51H210ZM215 50H216V52H215ZM244 50H246V51H247V50H250L251 52L254 51L255 53L252 54L251 52H248V51L246 52V51H244ZM252 50H253V51H252ZM74 51H75V52H74ZM77 51H78V52H77ZM93 51H94V52H93ZM73 52H74V53H73ZM76 52H77V53H76ZM210 52H211V53H210ZM75 53H76V54H75ZM78 53H80V54H79L80 59H77V58H79V57L77 56ZM90 53H91V55H90ZM205 53H206L207 55L210 54V56H209V55H208V56H207V55L204 56ZM227 53H226V54H227ZM245 53H244V54H245ZM258 53H259V52H258ZM73 54H75V55H73ZM249 54H250V55H249ZM251 54H252V55H251ZM259 54H260V53H259ZM85 55H87V56H85ZM88 55H89V56H88ZM229 55H232V50H231V54L229 53ZM241 55H242V54H241ZM247 55H246V56H247ZM256 55H257V53L255 54V56H256ZM200 56H202V57H200ZM211 56H212V57H211ZM226 56H227V57H226ZM242 56H243V55H242ZM244 56H245V55H244ZM244 56H243V58H244ZM246 56H245V58H246ZM255 56H254V57H255ZM203 57H205V58H203ZM206 57H207V59H206ZM215 57H216V56H215ZM72 58H70V59H72ZM87 58H88V59H87ZM94 58H95V59H94ZM201 58H203V59L206 60V61H204L205 63L207 62V64L202 63V65H203L204 67H206L207 65H209V67H210V69H208L207 71H209V70L213 71V73H211V75H210L209 72H208V74H209L211 77H210V76H207V75H206L207 73H204V72H205L204 68H202V67L199 68V67H198L199 64H200L199 62H201V61L203 60V59L201 60ZM245 58H244V59H245ZM250 58H252V57H248L249 60H250ZM257 58H258V57H257ZM85 59H86V61H85ZM241 59L239 60V62H247V61H248L247 58L245 59L246 61H245V60H241ZM72 60H73V59H72ZM198 60H199V61H198ZM252 60H253V59H252ZM89 61L92 62V63H90ZM230 61H231L232 63H231ZM236 62H237V63H236ZM250 62H251V64H252L254 61L252 62V61L250 60ZM194 63H196V65H195ZM230 63H231V64H230ZM247 63H249V62H247ZM232 64H235V65L231 66ZM249 64H250V63H249ZM96 65H97V67H96ZM188 65H189V66H188ZM229 65L231 66V68H232L233 70H232V69L230 70V68L227 67V66H229ZM193 66H194L195 68H194ZM196 66H197V67H196ZM216 66H215V67H216ZM93 67H94V68H93ZM223 67H222V68H223ZM236 67H239V66L237 65ZM103 68H104V69H103ZM187 68H188V69H187ZM189 68L191 69V70H190L191 72L189 71ZM197 68H199V70H197ZM228 68H229V69H228ZM212 69L215 70V73H214V70H212ZM225 69H228L229 71L226 70V71H227V72H226ZM193 70H195V71H201V72L198 73V72H195V71H194V74H193V72H192ZM207 71H206V72H207ZM211 71H210V72H211ZM216 71H217V73H216ZM222 71H223V72H222ZM185 73H186V74H185ZM190 73H191V74H190ZM94 74H95V75H94ZM184 74H185V76H184ZM203 74H200V75H202L201 77H203ZM220 74L223 75V76H221ZM226 74H228V76L231 78V80H229L228 76H227V79H225V78H226ZM229 74H230L231 76H230ZM243 74H245V75L248 76V77H246V76L243 75ZM187 75H188V76H187ZM224 75H225V77H224ZM241 75H242V76H241ZM186 76H187V77H186ZM220 76H221V77H220ZM243 76H244V77H243ZM206 77H209V78H207V80H209L208 82L206 81ZM214 77H215V78H214ZM222 77H223V79H222ZM190 78H189V79H190ZM212 78H214V79H212ZM219 78H221L222 80H220V81L218 80V82H219V83L222 82V83H221L222 85H224V84H223V81H224V83H225V81H226V82H227L226 84H228V81H229V82H230V81H234L233 84L238 82V84H234L238 89L240 88V86H237V85H239V83H241V86L244 85V84H242V83H245V81H248V80L251 81L252 83H250L249 81H248L249 83L246 82L247 85H246V84L244 85L245 87L247 86L246 88L244 87V88L246 89V92H245V89H244L243 87H241V90L244 89L243 92H245L246 95L243 94V93L241 92V93H242L241 95H238L237 98H234V97H235V96H234V95H235L234 93H236L237 88L234 87V89H233V87L231 86V85H232V82H230L231 84H228V85H230V87H231L234 91H233L232 89H230V87H229L228 85H226V84H225V85H226L227 87H225V89H224V87H223L221 84L216 83L217 80L215 81V79H219ZM234 78H236L237 81L234 80ZM241 78H244V81H243V82L241 81ZM246 78H247V80H245ZM192 79H191V80H192ZM211 79H212V80H211ZM232 79H233V80H232ZM250 79H251V80H250ZM183 80H182V81H183ZM191 80H190V81H191ZM202 80H203V81L205 80V82L203 83ZM242 80H243V79H242ZM193 81H194V80H192L191 82H193ZM212 81H214V83H213ZM240 81H241V82H240ZM206 82H207L208 84H209V82H210V85H212V86H207ZM201 83H203L202 86L200 85ZM211 83H212V84H211ZM190 84L192 85V83H190ZM190 84H189V80H188L187 85L190 86ZM213 84H215V85H213ZM216 84H218V85H216ZM252 84H253V85H252ZM259 84H260V85H259ZM225 85H224V86H225ZM254 85H255L256 87H254ZM257 85H259V86H257ZM218 86H222V88H220V87H218ZM228 87H229V88H228ZM207 88H208V89H207ZM235 88H236V89H235ZM219 89L222 90V91H221L222 93H221L220 91H218V92H219V94H218V92H217L216 90H219ZM254 89H255V90H254ZM182 90H184V88H183ZM182 90L177 89V91L175 90L176 92L174 91L175 93H173V92H172L173 94L171 93V96H173V98L171 97L170 101L173 102V103H172L173 105H175L174 103H177V104L179 103V104H180L179 101L181 100V97L183 96V95H181V94L184 92V91H182ZM197 90H198V89H197ZM212 90H213V91H212ZM223 90L228 91V93H229V90H230V91L232 90L231 92H233V93H231V92H230V93H231V96H232V95H233V96H232V97H231V96H229V97L225 96V97H224V93H227V92H225V91H223ZM178 91H179V92L182 91V93L180 94V97H179L180 100H178V102H177L176 99H178V96H179V92H178ZM200 91H201V92H200ZM238 91H239V90H238ZM202 92L205 93V90H203V89L200 88V89L198 90V94H199V95H196V96L198 97L199 100H197V99L195 100L196 97L188 98L189 101L187 100L188 102H187L186 104H189L190 102H192V101H194V100H195V102L190 103L191 105H192V104L194 105V103H198V102H196V101H199V102H200V99H202V101H203L204 99H203V96H202V94H201ZM211 92H212L213 94H212ZM252 92H253V94L256 93V96H257L258 98H261V99L258 101V99H257V97H256L255 95L252 96V94H251ZM204 93H203V94H204ZM214 93H217L218 95H220V93H221V95L223 94V96H221L222 98L219 97V98H220V99H219L220 102H219V100H218V96H217V98H216V94H214ZM230 93H229V94H230ZM238 93H240V91L237 92V94H238ZM248 93H250V95H249ZM111 94H112V93H111ZM177 94H178V95H177ZM237 94H236V95H237ZM242 95H245V96H243V98H244L246 101H248V99H246V98H250V97H252L253 100H255V101L257 100V101L254 102L252 99H249V100H252L253 102H250L249 104H248V102H247L248 105H245L246 103L244 104V99H242ZM247 95H249V96H247ZM194 96H195V95H194ZM201 96H202V97H201ZM230 97H231L232 99L234 98V103H233V100H232V99H231V100H232V102H231ZM239 97H241V98L238 99ZM254 97H256V98H254ZM193 98H194V100H193ZM224 98H225V99H224ZM226 98H228V101L231 102V103H227V104H229V105H226V102H228V101H226V100H227ZM190 99H191L192 101H190ZM235 99H236V101H237V99H238V101H241V102H240V103H239V102H236ZM241 99L243 100V103H242V100H241ZM222 100H223L224 102H222ZM262 100H263V101H262ZM185 102H186V101H185ZM205 102H206V101H205ZM211 103H210V104H211ZM257 103H256V104H257ZM200 104H201V103H200ZM200 104H199V105H200ZM215 104H216V103H215ZM220 104H222V105L220 106ZM231 104H232V105H231ZM252 104H251V105H252ZM180 105H181V104H180ZM180 105H178V107H176L177 105H175L174 107H173V106L170 107V108H173V110H171V111H172V112H171L172 115L170 114V111H169L170 108H169V107L167 108L168 110H166V111H169V113L166 112L167 115L169 114V116L166 115V118L169 117V118H168L169 120H168V122H167V124H168L167 128L171 126L170 123H172L174 120H175V121L177 120V119L175 118V116H176V117L179 116V113H180V112H181L182 114H187V113L189 112V111H188V112H185V113H184V111L186 110V109H185L184 111H182V110L179 111V113L177 112L178 114L175 113V112H176V111H175V112H174L175 114H174V113H173L174 109L179 110L178 108H179ZM191 105H186V106H187V108H188V107H190ZM196 105H197V104H196ZM196 105H194L193 107L191 106L192 108H188V109L192 110L191 112H193V113H194V110H195V111H196L195 114H197V111H198V114H199V111H200V110H198V109L196 110V108H199V109H200L201 107H198L199 105H197V106H196ZM224 105H226V108H224ZM234 105H233V106H234ZM244 105H245V106H244ZM200 106H201V105H200ZM222 106H223L224 109H223V108H222V109L220 108V107H222ZM241 106H242L243 109L241 108ZM249 106H250V105H249ZM175 107H176V108H175ZM180 107H181V106H180ZM209 107H210V106H209ZM228 107H229V108H228ZM244 107H245V108H244ZM193 108H194V109H193ZM227 108H228V112H223V111H226L225 109H227ZM230 108H231V109H230ZM236 108L232 109V111H231V113H230L231 115H232V114L234 115L236 112L239 114V112H238V110H237ZM180 109H181V108H180ZM188 109H187V110H188ZM216 109H218V111H217ZM235 109H236V110H235ZM262 109H263V110H262ZM213 110H214L215 112H214ZM221 110H222V112H220ZM240 110H241V111H240ZM245 110H244V112H245ZM259 110H260V112H258V114H257V112H255V111H254V112H251V111H253V110H250V111H246V112H245L246 115H244V117H247V113H248V116H249V115H250L249 112H251V115H252L254 118L251 117V116H249V117H247V118L249 119V121H251V122L253 121V122L255 123V127H256V128L254 127L255 129H253L252 131H251V130L248 131V128H247L245 125H244V126H245L246 128H245V127L243 128V127L241 126V129H240L238 132L243 131V132H241V134L243 133V135H244L246 138H248L247 135L249 136L250 133H251V135L249 136L250 138H252L253 136H255L256 133L254 134L253 132H256V131L259 133V134H258V133H257V134L260 136V133L263 131L262 128H264V125H262L261 122H262V120H264V119H262V118H264V117H263L264 115L262 116V114H264V113H263V112H264V106H263V108H261V109H259ZM259 110H258V111H259ZM261 110H262V112H261ZM216 111L218 112V114H219V113H222V114H219V115H218V114L216 113ZM233 111H234V112H233ZM191 112L188 113L189 115L187 114L186 119L188 120V117L190 116V118L192 117V119H194V120L189 119L188 121H190L191 123H192V122H195V123L199 124L200 121H199V122H198V121L196 122V120L198 119V117H196V118L194 117V118H193L194 115H191V114H192ZM200 112H201V111H200ZM209 112H210V111H209ZM215 113H216V115L213 116ZM224 113H225V114H224ZM237 113L235 114L236 116L238 115ZM253 113H254L255 115H257L258 118H257V117L255 118V116H254ZM209 114H208V115H209ZM240 114H239V118H238V119H241V118H240ZM260 114H261V115H260ZM170 115H171V117H170ZM174 115H175V116H174ZM223 115H222L221 117L219 116L217 119L215 118V119H216L215 122L218 123V122H219V118L222 119V118H223ZM231 115H230V116H231ZM235 115H234V116H235ZM172 116H173V117H172ZM210 116L207 117L206 119L209 118V120L211 119V121L214 122V120H212L213 118H211ZM228 116H229V115H228ZM228 116H227V117H228ZM230 116H229V118H227V117H226L225 119L223 118L225 122H224L223 119H222L223 122L220 121L222 124H221V123H218V124L220 125V127H223V128L218 127V126H219L218 124H217V125H214L215 122L212 124V122L210 121V122H211V123H210V126L212 125V126H211V127H212V130L210 131V134H209V131H208V130H210V129H209L210 126H209V124H208L209 122H207L206 119H205V120L203 119L204 121L200 123V126H196V128L194 127V124H195V123H193V126H192V124H191V125L188 124V125H190L189 127L192 126L191 128H193V130H191V128L187 129L188 126H187L186 123H188V121L186 122V119H185V123H184V124H185L187 127H186V128H184L185 126L183 127L182 135H179V133L181 132L182 129H180L178 126H177L178 128L175 127V125H174L175 128H174L173 126H171L173 132L175 131V129H177V132L180 130V132H178V133L175 132L176 135H175V133H173L175 136H174V135L171 136V138H170L171 140L169 141V143L167 142L166 145H165V146H168V147H167V148L165 147V148H166L167 150H171V152L173 153V155H177V154L179 155V154H180L179 156L177 155V158H179L180 160H182V159H181V156L183 157V155H182L181 152H182L183 149H185V144H184V143H185V140H186L187 138H189V140H190V138H193V137H194V134H195V137L197 136L198 139H199V137H202L203 139L205 138V140H202V138H200L201 140H199V142H200V141H201V142H202V141H203V142L205 141L206 143H205V142H204V143H205V145H206V144L208 143V141H207L208 139H206V137H210L209 140L212 141L214 138H216V136H218L217 134H219V136H220V132H222L223 129L228 130V129H230V128L233 126L232 124L235 122V120H236L237 118L235 117V118H236V119H235V118H233V116H232L233 120L230 122V119H232ZM261 116H262V118H261ZM237 117H238V116H237ZM174 118H175V119H174ZM171 119H172V121L170 122ZM221 119H220V120H221ZM234 119H235V120H234ZM238 119H237V120H238ZM252 119H253V120H252ZM259 119H260V120H259ZM261 119H262V120H261ZM166 120H167V119H166ZM191 120H192V121H191ZM209 120H208V121H209ZM217 120H218V121H217ZM254 120H255L256 122H255ZM257 120H258V121H257ZM205 121L207 122L208 125L206 124L207 126H204L203 128H204V130H206L205 127H208V126H209V128L205 131V132L208 133V136H207V134L204 132V130H203V131H202V130L199 131V127H200V129H203V128H201V127H202L203 125H205ZM259 121H260L261 125H258V124H260ZM151 122H152V121H151ZM151 122H150V123H151ZM169 122H170V123H169ZM190 122H189V123H190ZM226 122H227V123H226ZM228 122H230L229 124H230L231 126H229ZM251 122H250V123H251ZM263 122H264V121H263ZM223 123H225V124H223ZM240 123H241V121H240ZM245 123H246V120H245ZM256 123H258V124H256ZM136 124H137V123H136ZM151 124L153 125V122H152ZM169 124H170V125H169ZM197 124H195V125H197ZM201 124H202V125H201ZM226 124H228V125H226ZM263 124H264V123H263ZM224 125L226 126L225 128H224ZM252 125H253V124H252ZM228 127H230V128H228ZM131 128H132V131L135 129L134 126H131L130 128L128 127V128H127V130H128L127 133H128V132L130 133L129 130H131ZM133 128H134V129H133ZM194 128H195V129H194ZM219 128H220L221 130H220ZM196 129H198V130H197V133L194 132V131H196ZM217 129H218V130H217ZM242 129H244V130H242ZM257 129H260V130L258 131ZM185 130H187V131L185 132ZM245 130L248 131V133L245 132ZM261 130H262V131H261ZM132 131H131V132H132ZM188 131H189V133L191 132L189 135H188V133H187ZM192 131H193V134H192ZM215 131H216V132H215ZM137 132H138V133H137ZM141 132H142V131H141ZM200 132H201V133H200ZM212 132L214 133V136H215V137H213V133H212ZM133 133H136V134H134V135H136V137H137V139H138L139 130H137L136 132L134 131ZM184 133H185V134H184ZM204 133L206 134V136H203ZM211 133H212V134H211ZM216 133H217V134H216ZM245 133H246V134H245ZM252 133H253V134H252ZM130 134H131V133H130ZM180 134H181V133H180ZM183 134L186 135V138H185V136H184ZM202 134H203V135H202ZM221 134H222V133H221ZM131 135H133V134H131ZM141 135L143 136L144 134L141 133ZM141 135H139V137H140ZM200 135H201V136H200ZM210 135H212V136H210ZM119 136H120V135H119ZM121 136H122V135H121ZM121 136H120V137H121ZM188 136H189V137H188ZM191 136H192V137H191ZM219 136H218V137H219ZM120 137H117V140L120 142V143H119V146H117V147L115 146V148H114V146H112V147L114 148V149H113V148L111 147L110 150L113 149L112 152H111L110 150H109V151L107 150V151H106V154H104L105 156H102V158H106L107 161H106L105 159H102V158L100 159L99 157H97V159H96L97 161H95L94 164H91V165H90V166H91L90 168H92V169H93V168H96V167H97L98 169H100L99 172H98V169H93V170H96L97 173H98L99 175L96 174V171H94L95 173L93 174V170H91V169L88 170L89 173H91V171H92V174H91L90 176H89V175H88V176H89L92 180L94 179V180H95V183L99 181V183H100V185H101V184H102L103 177L106 178L105 181H107V183H104L105 181L103 180V183H104V184L102 185V188H104V189L101 190L102 188H100V191H104V190H106L105 187H106V185L108 186V185L110 184L109 182H111V180H114V181H115V180L117 179V177H118V179H120L119 175H116V178L112 179L113 176H114L115 174H117V173L115 172L114 175L112 176V171H113V169H112L111 167L114 168V166H115V162H116V164H117V161H114L115 159L112 158L113 156L115 157V155L113 154V156L111 155V157H109V158L106 157L107 155L110 156V153H108V152H111V154H112V153H114L113 151H115L116 149H117V150H116L117 154L120 153L119 155H122V156H123L124 151H123L122 147H123V148H124V147H126V148L128 147V145H127V142H128V141L125 142V140H129V138H126V137L123 136L124 138H126V139H123V137H122V138H120ZM127 137H129V136H127ZM144 137H145V136H144ZM140 138H141V137H140ZM140 138H139L137 141H139ZM211 138H212V139H211ZM238 138H239V137H238ZM177 139H178V141H176ZM218 139H220V138H218ZM122 140H123V141H122ZM143 140H144V139H143ZM181 140H184V141H182V143H183L182 145H184V147L182 146L183 148H182V147L180 148V145H179V146L177 145V144H181V142H179V141H181ZM121 141H122V142H121ZM137 141H133V142L135 143V145L137 144ZM158 141L161 142L162 140H158ZM158 141H157L156 143L159 145ZM172 141H173L174 143H172ZM124 142H125V143H124ZM133 142H131V143L134 145ZM170 142H171V143H170ZM178 142H179V143H178ZM187 142H189L188 139L186 140V145H187ZM203 142H202V143H203ZM162 143H163V141H162ZM202 143H199L198 146H197V148H196V151H200V150H201V153H202V152H205V151H202L203 148L200 147V146L203 145V147H206V146L204 145V143H203V144H202ZM125 144H126V145H125ZM132 144H131V145H132ZM157 144H155V146H157V149H158V152H159L161 149H163V147H164L163 144H164V143H163V144H160V146H158ZM167 144H169V145H167ZM175 144H176V145H175ZM201 144H202V145H201ZM120 145H121V146H120ZM123 145H124V146H123ZM173 145H174V147H173ZM199 145H200V146H199ZM136 146H137V145H136ZM138 146H139V142H138ZM161 146H162V147H161ZM176 146H178L177 148H179V149H177ZM118 147H119V148H118ZM120 147H121V148H120ZM140 147H141V145H140ZM199 147H200V148H199ZM169 148H172L173 150H172V149H169ZM201 148H202V149H201ZM118 149H120V150L122 149L121 152L118 151ZM180 149H181V152H180ZM198 149H199V150H198ZM250 149H251V148H250ZM250 149L247 148L246 151H245V149H244V150H242V153H243V154L246 153V155H247V150L249 151ZM124 150H125V148H124ZM163 150H165V149H163ZM203 150H204V149H203ZM205 150H206V148H205ZM156 151H157V150H156ZM243 151H245V152H243ZM122 152H123V153H122ZM174 152H175V153H174ZM179 152H180V153H179ZM107 153H108V154H107ZM121 153H122V154H121ZM176 153H177V154H176ZM117 154H116V155H117ZM151 154H152V155L149 154V157L151 156V158H150V159H147V160H150V163H149V165L145 168L146 170H144V172H143V177H141V178H142V179H144V177L146 178L145 175H146V173H148V176H147V177L150 179V181H151V180L153 181L154 178H153V177L151 178V177H150L151 175L149 176V174H150V172H151V174H152V171L156 168V166H154V165H155V164L157 165V164L159 163V159H158V154H157L155 151L151 152ZM202 154H203V153H202ZM153 155H155V156H153ZM246 155L244 154L243 156H246ZM117 156H118V155H117ZM204 156H205V154H204ZM98 158H99V159H98ZM110 158H111V160H110ZM120 158H121V157H120ZM177 158H176V159H177ZM108 159H109V160H108ZM112 159H114V160H112ZM98 160L100 161V163L102 162L101 165H100V163H99ZM104 160H105V163H104V165H102ZM116 160H118V158H117ZM72 161H73V163H74V160H72ZM110 161H113L112 164H114V166H111V167L109 168V170L111 169V172H110L111 175L109 174L108 171H105V170H106V167H107V166H108V167L110 166V165H108V164L111 163ZM119 161H120V160H118V162H119ZM132 161H133V160H132ZM135 161L137 162V160H135ZM135 161H133V164L136 163ZM177 161H178V159H177ZM177 161H176V163H177ZM106 162H110V163H107V164H106ZM120 162H121V161H120ZM120 162H119V163H120ZM152 162H153L154 165L152 164ZM154 162H155V163H154ZM95 163H97V164H95ZM98 163H99V164H98ZM112 164H111V165H112ZM136 164H137V163H136ZM136 164H135V165H132V168H131L132 170H134V169L137 167ZM185 164H186V163H185ZM97 165H100V166L98 167ZM105 165H107V166H105ZM152 165H153L154 168L152 167ZM101 166H104V168H105L104 171L101 170V169L103 168V167L101 168ZM116 166H117V165H116ZM149 166H150L151 168H153V169L151 170V168H150ZM173 166H174V164L172 165V167H173ZM187 166H188V164H187ZM189 166H191V165H189ZM197 166H198V165H197ZM108 167H107V170H108ZM192 167H193V165H192ZM192 167H191V168H192ZM133 168H134V169H133ZM187 168H189V167H187ZM174 169H175V168L172 169V170H173V173L170 172V171H168V172H166V171H161V172L167 174V176H166L165 174H164L165 176L163 175V177H166L165 179H162V180H164L163 182H162V181L159 182L158 179L155 177V179H156V180H154L155 183H157V182L159 183V184L157 183L158 185H156V188H155V186L153 187V185H155V183L152 184L153 182L151 181L152 183H151V182H150V183L152 184V187H151V184H150V187H151V189H150V187L148 186V183H149L148 180H149V179H148V178H147L148 180L146 179V181L148 182L147 184L145 183V185L148 186V187L146 186V189H147V190L150 189V190H151V193L148 192L147 190H146L145 192H141V193H145V194H143L145 197H148V196L150 197V195H151L152 193L154 194V189H155L156 193H155V195L153 196V197H154V201H152V202L149 204V206H150V205L153 203V205H151V206H152V209H151V210L146 209V212H144V214H143V212H141V214H143V217H142V218H145V221L149 218L148 216H150V214H151V215H152V216H151V217H152V218H151L152 221L150 220V218L148 219V220H150L149 222H150V224H151V225L149 224V226H150V227L154 226V227H153V228H150L149 226L147 227V224H146L147 221H146V222L143 224L142 228L140 227V229H142V230L139 229V233H137L138 236L135 238L136 240H134L133 248H132L131 250L133 251L134 248H135V249L138 248V249H136V251L134 250V252H132V251L130 250V247H129L128 249H129V251L132 252V253H130V252L127 250V251L131 254V255H130L129 253H127L128 255H126V256H128V259L126 260L125 258H127V257H126V256H123V255L120 256L121 258H120L119 256H116V255H115V256H114V259H112V260H113V261H112L113 263L116 262L115 264H121L122 262L124 263L125 260H126L127 263L125 262L124 264H130L131 262H132L131 264H133V263H134V264H145V263H146V264H155V263H154L155 261H156V264H157V263H159V264H167V263L171 260V261L169 262V264H170V263L172 264V261H174V260L178 257V256L176 255V251H177L178 249H180V247L182 248L181 245L184 244L183 242H185L186 240H187V242H188L189 240L192 241V242H193V240L196 241L195 235H196V237H197V233H198V232L196 231V228H197L198 226L201 225V223H202L203 220L205 219V218L203 219V217H205V215L203 216L204 213L200 210V215L203 213V214L201 215V216H203V217H202L200 220H197V221H196V219H195L196 216L193 215L194 212H193V214H192V211L195 210V209H193V208L191 207V205H190V201H193V199H194L195 202H196V201L198 200V202H196V203H200V205L197 204V206H199V207L202 206L201 209H202V210L204 209L203 211L205 212V211L209 210V209L207 208V206H206L207 201H206V200L204 201V199H207V197H206V196L204 197V196L201 195V194H204L203 192H205V191H206L205 193H207L208 190H210V191H214V192H215V191H216V188H214L213 184L211 185L210 182H209V183H210V186H209V183H205V182H206V179H205V178L202 179V180H205L204 182L202 181L203 183H205L204 186L202 185L203 183L201 182V177L204 176V175L202 176V174H204V172H202V171L199 170V171H200V173H199V171L197 170V172H198V176H197V177H200V176H201V177H200V182H201V183H200L199 181H197V177L195 178V176H194L195 174L197 175V173L193 172L194 170L191 169V170H192V173H193L192 175H193L194 178H195V180H194V179H192V178H193L192 175H190V176H192V177L189 176L188 173H191V170H190V172H189V169H188V173H187L188 175H186V174H185V175L192 179V180L189 179L190 181H192V182L194 181L195 184H193V185H196V183L199 182V183H200V186H199L200 188H199V189H201V187H202V188H204V187H207V188H208V189H207V188H204L205 190H203V191H202V189H201L202 193H201L200 195H199V191H200V190L197 188V190H199V191H197L198 193H197L196 195H195V194H192V192H188L189 189H187V188H189V184H186V183H187L186 179H185L186 182L184 181V182L182 183V181H183L184 179H183V180H180V179H181V176L179 177L178 175H176L175 172H174V171H175ZM194 169H196V167H194ZM147 170H148V171L151 170V171L148 172ZM172 170H171V171H172ZM146 171H147V172H146ZM154 171H155V170H154ZM156 171H158L157 168H156ZM156 171H155L154 173H156V175H157V172H156ZM205 171H206V170H205ZM63 172H64V171H63ZM104 172L107 173L106 176H105V173H104ZM201 172H202V173H201ZM103 173H104V175L102 176ZM158 173H160V171H158ZM95 174H96V176H95ZM108 174H109L110 176H112V177L110 178V176H108ZM168 174H172V175H174V176H173V177H175L174 180L177 178L176 176H178L179 179H176V180L174 181V180L171 179V178H172V175L169 176ZM93 175H94V177L92 178L91 176H93ZM97 175H98V176H97ZM185 175L182 174V177H183V176L185 177ZM199 175H200V176H199ZM99 176H102V180H101V182H100L101 177H99ZM107 176H108L110 179H108ZM215 176H217V175H215ZM96 177H97V178H96ZM98 177H99V178H98ZM170 177H171V178H170ZM90 178H89V179H90ZM105 178H104V179H105ZM185 178H186V177H185ZM97 179H98V181H97ZM107 179H108V180H107ZM138 180H139V179H138ZM169 180H170V181H169ZM177 180H178V181L180 180V181L178 182ZM187 180H188V179H187ZM156 181H157V182H156ZM165 181H167L168 184H167ZM176 181H177V182H176ZM196 181H197V182H196ZM169 182H171V184H172V182L175 183V184H173L174 186L171 185ZM95 183H94V185H95ZM113 183L115 184V182H112L111 185H113ZM117 183H118V182H116V184H117ZM162 183H165V184L168 186V188L166 187L165 184H163V186H162ZM178 183H180V185H178ZM181 183L184 184V185H182ZM160 184H161V185H160ZM176 184H177V185H176ZM206 184H207V186H205ZM164 185H165V187H164ZM169 185L172 186V187H169ZM197 185H198V184H197ZM197 185H196V186H197ZM109 186H110V185H109ZM160 186L162 187L161 189H160ZM177 186H178V187H177ZM186 186H188V187H186ZM211 186L214 188V190H213V188H211ZM86 187H87V186H86ZM86 187H84V190H85V191H86V189H88V187H87V188H86ZM91 187H92V186H91ZM100 187H101V186H100ZM158 187H159L160 190H158ZM185 187H186V188H185ZM194 187H195V186H194ZM108 188H109V187H108ZM108 188H107V189H108ZM166 188H167V189H166ZM184 188H185V189H184ZM209 188H211V189H209ZM134 189H135L136 191H138V187H136V188H134ZM152 189H153V190H152ZM164 189H166V190H164ZM169 189H170L171 191H170ZM173 189H174V190H173ZM178 189H180V190H178ZM181 189H182V190H181ZM206 189H207V190H206ZM89 190H90V189H89ZM89 190H87V192H88ZM135 190H134V192L136 193L135 196L137 197L138 195H137V192H136ZM176 190H177L178 192L180 191V194H178V192H177V193H172V194H176V198H175V196L173 195L174 197H173V199H172V196H171L172 194L170 195V192H172V191H173V192H176ZM183 190H184V192H185V197H184L183 199L181 198L182 201L180 202V201H178V199L180 200V198H178V196L181 197V193L183 192ZM186 190H187V191H186ZM161 191H162V193H160V194H161V195H160L159 192H161ZM164 191H165V192H164ZM167 191H168V192H167ZM201 191H200V192H201ZM146 192L150 193V195L146 194ZM163 192H164V193H163ZM166 193H167V194H166ZM167 195H168V196H167ZM177 195H178V196H177ZM186 195H187V197H188V195H189V196L191 195V198H192V197H194V198H192V200H190L189 202H187L188 200L185 199V198H186ZM205 195H206V194H205ZM123 196H124V195H123ZM141 196H142V194H141L139 197L142 198ZM144 196H143V197H144ZM158 196H159V197L162 196V199L160 198V199H161V200H160ZM169 196H170V198H171L172 200L169 198ZM197 196H198V197H197ZM199 196H201L202 198H200ZM139 197H137V198H139ZM167 197H168V198H167ZM203 197H204V198H203ZM156 198H157V199H156ZM177 198H178V199H177ZM191 198H190V199H191ZM164 199H166L165 202H164ZM168 199H169L171 202H172L174 199H175V201H173V202H172V205H170L171 202L168 201ZM176 199H177V201H178L177 203H176ZM188 199H189V198H188ZM139 200L142 201L141 199H138V201H139ZM156 200H157V201L159 200V201L157 202ZM200 200L202 201V204H201V201H200ZM143 202H145V201H143ZM143 202H140V204H142ZM155 202H156L157 204H156ZM159 202H160L161 205L159 204ZM169 202H170V203H169ZM174 202H175V203H174ZM163 203H164V204H163ZM173 203H174V204H173ZM179 203H181V208H182V209H184L185 207H187V209H185V212H186V210H187L188 214H189V211L192 210V211H191V215H190V214H189V215L186 214V213L184 212V210H182V209L179 210V209H178V204H179ZM186 203H187V204H186ZM191 203H193V202H191ZM196 203H195V204H196ZM166 204H169V205H166ZM188 204H189V205H188ZM193 204H194V203H193ZM143 205H145V203H143ZM158 205H160V206H158ZM164 205H165V208H166V207H169V209H168V208H166V209L164 208V210H162V208H159V207H161V206L164 207ZM187 205H188V206H187ZM203 205H204V206H203ZM171 206H172V208H171ZM173 206H174L175 208H173ZM189 206H190V207H189ZM193 206H194V205H193ZM154 207H156V208H154ZM157 207L159 208V210L157 209ZM176 207H177V208H176ZM188 207L190 208L189 211H188V209H189ZM194 207H195V206H194ZM203 207H204V208H203ZM170 208H171V209H170ZM191 208H192V209H191ZM195 208H196V207H195ZM155 209L158 210V212H157L158 215H157V213L155 212V211H156ZM160 209H161L162 212H160ZM173 209H175V210H173ZM249 209H250V208H249ZM167 210H170V212H169V211L166 212ZM164 211L166 212V215H165V213L163 214ZM197 211H199V209H198V210L196 209L195 212H197ZM152 212H153V213H152ZM154 212L156 213V215H155ZM159 212H160V213H159ZM171 212H172V213H171ZM175 212H177V213H175ZM183 212H184V213H183ZM167 213H169L170 217H167V218H166L165 216L168 215ZM173 213H174V214H173ZM145 214H146V216H145ZM171 214H172V215H171ZM184 214H186V215H184ZM195 214H196V213H195ZM197 214H198V215H197V217H198V216H199V212H197ZM139 215H140V214H139ZM162 215H163V216H162ZM164 215H165V216H164ZM169 215H168V216H169ZM192 215H193V217L195 216V218H193V220L195 221L194 223L199 224V225H196V224L194 225L193 220H192V221H189V220H191L190 218H192ZM140 216H141V215H140ZM157 216H158V217H157ZM160 216L163 217V218H160ZM201 216H200V217H201ZM164 217H165V218H164ZM200 217H199V218H200ZM158 218H159V219H158ZM168 218H169V219H168ZM155 219H156L157 221H156ZM162 219L164 220V222H163L164 224L161 225V221H162ZM202 219H203V220H202ZM165 220H166L167 223L165 222ZM181 220H184V221L182 222ZM186 220H188L189 223H188V221H186ZM201 220H202V221H201ZM215 220H216V221H213V223H215V224L217 225L218 222H219V220H218L217 218H216ZM200 221H201V223H200ZM190 222H191V223H190ZM204 222H205V220H204ZM204 222H203V223H204ZM154 223H155V224H154ZM158 223H160V224H159V227H157V226H158V225H157ZM165 223H166V225H168L169 227L166 226ZM187 223H188L189 225H191L192 230H191L190 226H189ZM203 223H202V225H203ZM38 224H39V222H38ZM152 224H153V225H152ZM156 225H157V226H156ZM163 225H164V226H163ZM174 225H175L177 228H176V227H175V228H170V227H173ZM178 225H183V227H186L185 230H189V229H190V231H192V232L189 234L190 231H189V232L186 231V233H184V234H187V235H184L183 233H178L177 238H175V235L177 234V232H179V231L182 232V231H183L182 228H180L181 226L179 227ZM193 225H194V226H193ZM202 225H201V226H202ZM165 226L168 227V228H170V230L174 229V230H173L174 232H175V230H176V232H175L176 234L173 233V231L171 232V231L169 230V232H170L171 234L166 235V232H167V233H169V232L167 231L168 229L165 228ZM156 227H157V228H156ZM162 227H164V228H162ZM178 227H179V228H178ZM193 227H194V228H193ZM145 228H147L148 230L145 231V230H146ZM158 228H159V229H158ZM153 229H154V230L156 229V231H154ZM157 229L159 230V233H160V234L157 233V232H158ZM177 229H178V231H177ZM179 229H180V230H179ZM183 229H184V228H183ZM87 230H88V229H87ZM92 230H93V229L91 228V231H92ZM151 230H152L153 232H152ZM160 230H161V232H162L163 234H161ZM162 230H165V231L163 232ZM142 231H143V232H142ZM150 231H151V232H150ZM92 232H93V231H92ZM92 232H90V233H92ZM144 232H146V235H147V236L144 234ZM193 232H194V233H193ZM142 233L146 236L145 239L142 238V237H145ZM150 233H151V234H150ZM152 233H153V234H152ZM139 234H140L142 237H141ZM164 234H165L166 236H165ZM174 234H175V235H174ZM191 234H194V236L191 235ZM179 235H181V236L179 237ZM182 235H183V236H186V238H188V237H189V238L186 239L185 237H182ZM188 235H190V236H188ZM164 236H165L166 238H164ZM191 236H192V237H191ZM149 237H150L151 239H152V237H153L156 241H155L154 239H152V240H154V241L157 242V243H155V242H152V243H151V242L149 241V243L152 244V245H150V244L147 242L148 240H150ZM181 237H182V238H181ZM138 238H139V239H138ZM162 238H163L164 240H163ZM167 238H168V239H167ZM179 238H180V240H179ZM183 238H185V239H183ZM147 239H148V240H147ZM160 239H161V240H160ZM169 239H170V240H169ZM174 239H175V240L177 239L178 241L181 242L180 247H179V245L176 246V244H175L174 242H176L177 240L175 241ZM181 239H182V240H181ZM191 239H192V240H191ZM139 240H140V241H139ZM152 240H151V241H152ZM166 240H168V241H166ZM183 240H185V241H183ZM106 241H107V240H106ZM178 241H177V244H180V243H178ZM190 241H189V244H191V246H192L195 242L192 243V242H190ZM102 242H103V241H102ZM102 242H101L100 244H105V241H104V243H102ZM107 242H108V241H107ZM107 242H106V244H107ZM146 243H148V245L151 246V247H153V245L157 244V247H160V248H159L160 250L158 249V250L156 251V248H157L156 245H155L156 248H151L150 250H149V247H148V250L150 251V252L148 251V252H149V254H148L149 256H147V258H146L147 252L144 251V252H145V254H144L145 256L143 257V256H141V255H143L142 253H144V252H141V250H144V249H145L144 245H147ZM161 243H162V244H161ZM172 243H174L175 245H174V246H171V245H173ZM100 244H99V245H100ZM106 244H105V245H106ZM125 244H126V243H125ZM125 244H124V245H125ZM135 244L137 245L136 247H134ZM185 244H186V243H185ZM107 245H108V244H107ZM102 246H103V245H102ZM102 246L98 247V249H96V250H93L94 252L97 251V252H95V254L93 253V254L95 255V257L97 256V257H96L97 259H96L95 257H93L94 255H92V259L94 258L95 260H94V261L92 260L93 263H91V264H94V262H95V261H98L99 258H101L102 260H104V261H105V264H111V263H112V262H110V261H109L110 263H108V262L106 261V260H110V259H111V258H109V255H110V254H109V255H108V254L106 255V247H105V246L102 247ZM126 246H127V244H126ZM138 246H139V247H138ZM175 246H176V247H175ZM189 246H190V245H188V244H187V246H183V250H184L186 247H189ZM191 246H190V248H191ZM131 247H132V246H131ZM143 247H144V248H143ZM146 247H147V246H146ZM91 248L94 249V247H91ZM91 248L89 249L90 252H91V250H92ZM95 248H96V247H95ZM102 248H103V249H102ZM142 248H143V249H142ZM173 248L175 249V251L173 250ZM176 248H177V250H176ZM190 248H189V249H190ZM124 249H125V252H126V248H125V247H124ZM152 249H155V251L152 252V251H153ZM187 249H188V248H187ZM145 250H147V249H145ZM180 250H181V252L183 253L182 249H180ZM103 251H105V252L103 253ZM138 251H139V252H138ZM151 252H152V254H151ZM156 252H157V253H156ZM107 253H108V252H107ZM133 253H134V256H133ZM159 253H160V256L158 255ZM171 253H172V254H171ZM173 253H174V255L177 256V257L173 258L174 260H172V257H174ZM101 254H102V256L98 258V256H100ZM138 254H139V255H138ZM150 254H151V255H150ZM153 254H155V255L157 254V255L155 256V255H153ZM183 254H184V253H183ZM77 255H78V257H79L80 253H78ZM135 255L137 256L136 258H135ZM172 255H173V256H172ZM129 256H130V257H129ZM150 256H151V257H150ZM154 256H155V257H154ZM157 256L160 257V258L158 259ZM182 256L184 257L185 255H182ZM110 257H111V256H110ZM153 257H154L156 260L153 259ZM150 258H151V259H150ZM101 259H99V260L102 261ZM129 259H130V260H129ZM142 259H143V260H142ZM157 259L159 260V262H157ZM118 260H119V261H118ZM168 260H169V261H168ZM100 261H98V262L100 263ZM133 261H135L136 263L133 262ZM138 261H140V262L137 263ZM144 261H145V263H144ZM167 261H168V262H167ZM120 262H121V263H120ZM142 262H143V263H142ZM175 262H176V260H175L173 263L176 264ZM113 263H112V264H113ZM123 263H122V264H123ZM95 264H97V262H95ZM100 264H104V262L102 261Z\"/></svg>",
    "mask_w": 264,
    "mask_h": 264
},
{
    "label": "water",
    "instance_id": "3",
    "mask_svg": "<svg viewBox=\"0 0 264 264\" xmlns=\"http://www.w3.org/2000/svg\"><path fill=\"white\" fill-rule=\"evenodd\" d=\"M261 10L259 11V10H253V12H252V14H251V19H252V22H256L257 20H258V18L259 17H264V0H261ZM264 37V32H262V33H258L257 34V36H256V38L257 39H260V38H263ZM263 60L264 59V55H262V54H259V57H258V60ZM238 66H239V68H243V70H244V73L246 74V75H248V76H250V72L252 71V70H254L255 69V67H253V64H249V63H247V62H239L238 63ZM253 81L254 82H256L254 79H253ZM260 82H263V81H260ZM232 87L234 86V84L232 83V85H231ZM264 94V86L262 87V90H261V93L259 94V95H263ZM230 94L229 93H224V96H229ZM218 96V94H216V97ZM264 96V95H263ZM215 103H211L210 104V109L212 110L214 107H216V105H214ZM247 108V111H250V110H253V111H256L255 110V104H253V105H250V106H247L246 107ZM263 108V107H262ZM246 120V123H244V125L247 127V128H249V129H255L254 127H255V124H253L252 125V123H250L251 121H249L248 119H247V117H244V121ZM253 122V121H252ZM224 131H225V129H224ZM237 137H239L241 140H243V141H246V143L248 144V145H253V143H256L257 141H264V130L260 133V136L259 135H255V136H253L252 138H246L244 135H243V133L241 134V133H238V135H236ZM211 144V141H209L208 142V144L206 145L207 147L209 146ZM212 145V144H211ZM215 152L217 153V151L215 150ZM191 160H193L196 164H198V166H201V165H203V163H205L204 161L205 160H207V158L203 155V154H201V152L200 151H196V152H194V153H192V156H191ZM182 166V168H181V171L179 172V177L181 176L182 177V174H184V173H188V168L186 167V165L185 164H182L181 165ZM164 168H166V166H163ZM162 167V169L164 170V168ZM166 170V169H165ZM195 173H197V171H195ZM182 179H184L185 180V177L183 176V178ZM190 183H192L190 180H187V184H189V188H190V192H192L193 194L195 193V194H197V189H195V187H194V185L193 184H190ZM176 192H177V190H176ZM182 196L184 197L185 196V192H183L182 193ZM135 200H134V202L133 203H131V206H130V211H129V213H130V215L131 216H138V214L140 213V212H144L145 210L143 209V207L145 206V205H142V204H140V202H138V200H136V197L134 198ZM178 209L180 210V209H182L181 208V204L179 203V206H178ZM118 212H120L121 210H117ZM124 219H123V217H122V215L120 214V213H118L117 215H116V221H115V223H117V225H115L116 226V237H115V242L118 240V238L120 237V235H122L120 232H119V230H120V226H121V224H122V221H123ZM132 244V243H131ZM130 244V245H131ZM130 245H128V247L130 246ZM121 249H122V251H120V255H117L116 254V256H121V255H123V256H126L127 255V253H128V251L126 250V252H125V249H124V246H122L121 247Z\"/></svg>",
    "mask_w": 264,
    "mask_h": 264
}]
</instances>
